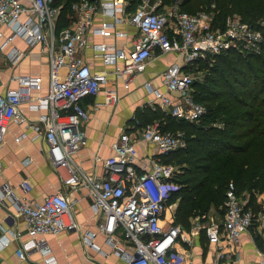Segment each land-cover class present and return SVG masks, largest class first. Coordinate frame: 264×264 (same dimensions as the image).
I'll return each instance as SVG.
<instances>
[{"label":"built area","instance_id":"obj_1","mask_svg":"<svg viewBox=\"0 0 264 264\" xmlns=\"http://www.w3.org/2000/svg\"><path fill=\"white\" fill-rule=\"evenodd\" d=\"M185 1L166 4L164 0H140L130 11L129 0H76L70 5L72 20L59 30L62 6L55 0H0V55L17 66L33 47L39 46L48 63L45 95L34 101L33 92L41 90L43 77L30 74L14 77L17 87L0 94V144L11 121L29 124L38 132L42 124L50 159L61 182L69 190L86 189L91 208L98 216L96 229L82 234L83 244L93 245L102 233L114 253L127 264H184V256L175 250L182 236L180 226L173 221L167 228L161 224L167 200L179 186L176 178L180 168L163 163L156 156L146 162L141 160L137 144L141 140L154 143L161 155L168 154L186 146V132L163 130L159 121L136 135L124 130L112 144L114 153L97 158L104 167V174L97 176L76 162L78 151L86 144L80 126L90 116L82 101L100 91L109 73L121 78L129 88L157 54L173 53L174 62L160 73L166 91L156 92L155 96L165 114L197 123L206 113L205 105L192 94L193 84L199 80L194 70L201 72L199 63L227 51L260 54L264 46V18L257 22L259 26L236 13L221 20L216 0L194 13L182 9ZM120 26H132L137 34ZM91 36L113 41H91ZM123 39L126 40L119 45L117 41ZM88 50L94 51L104 65H117L119 61L123 65L115 66L111 72L93 71L86 60ZM145 86L151 90L149 82ZM120 98L116 90H106L104 104H116ZM25 102L32 109L44 111L37 124H30L20 112V105ZM149 105L153 107L154 100ZM214 125L223 128L225 122ZM23 136L25 133L16 140ZM20 186L24 192L32 188L29 179ZM70 194L57 191L45 195L42 202H34L19 198L9 183H0V202L10 199L15 203L30 237L20 243L19 258L26 260L30 253L38 252L44 264L56 263L45 236L79 229L73 211L75 200ZM249 197L239 194L235 183L229 181L222 221L203 224L209 242L217 247L218 261L234 252L232 248L241 242L245 232L255 231L261 237L257 253L260 264H264V197L256 196L257 208L249 204ZM196 219L201 221L200 216ZM20 237V232L2 235L0 250Z\"/></svg>","mask_w":264,"mask_h":264},{"label":"crops","instance_id":"obj_2","mask_svg":"<svg viewBox=\"0 0 264 264\" xmlns=\"http://www.w3.org/2000/svg\"><path fill=\"white\" fill-rule=\"evenodd\" d=\"M99 20V17L96 18L97 23ZM119 28H126L131 34H137V30L132 26H120ZM90 39L91 41H113L112 38L106 39L102 36H91ZM125 40H118L117 43L121 45ZM18 44L25 48L23 43L18 42ZM85 55L93 71L111 72L115 66L123 65L122 61H119L117 65H104L99 57L94 56L92 50L85 52ZM175 58L173 53L157 54L154 59L148 62L145 71L134 78L129 88L124 86L121 78L109 73L107 82L100 91L95 96L87 97L82 101L90 116L80 126L84 131L86 144L78 151L76 162L84 170L102 176L104 167L101 162L97 161V158H106L114 153L112 144L124 130L135 135L141 131L140 128H137V113L142 112L147 106L152 107L149 105L151 100H154L155 105H159L155 93L166 91L160 73ZM23 74L43 77L41 90L33 92L34 101L37 97L48 93L47 57L40 51L39 46L33 47L32 52L17 66L10 65L5 56L0 55V94L4 95L8 90L15 89L17 82L13 78ZM147 82H149L151 90L145 86ZM110 89L116 90L121 98L116 104L105 105V92ZM20 112L26 120L30 121V124H37L39 115L44 111L32 109L30 104L25 102L20 105ZM40 126L41 129L38 132L29 124L20 121L9 123L5 140L0 144V183H9L19 198L34 202H42L45 195L57 191L71 192L70 197L75 200L73 211L79 223V229L45 236L52 254L55 256V264H127L122 257L114 253L107 243L106 236L102 233L97 235L93 245L83 244L82 234L96 229L98 216L91 208V201L87 196L86 189L69 190L61 182L59 173L50 159L48 143L43 136L44 127L42 124ZM22 133H25L26 136L16 140V137ZM137 149L139 158L145 162L151 156L159 157L161 155L156 144L144 140L138 142ZM24 179H29L32 184V188L28 192H24L20 186ZM176 208L177 204L167 206L161 219L164 228L170 226ZM223 215L224 212L220 214V219L215 221H222ZM206 219L201 218L199 221L196 217L191 218L189 230L178 224L182 230V236L178 238L175 250L184 256V264H260L257 248L261 244V237L252 230V234L245 232L242 235L240 246H234L232 254H226L222 260L218 261L217 247L209 242L205 229H203V224L209 220ZM12 232H20L21 237L17 240H10L9 244L0 250V264H44L43 258L38 252L30 253L26 260L17 255L20 243L30 237L15 203L10 199H5L0 202V237L5 234L11 236Z\"/></svg>","mask_w":264,"mask_h":264},{"label":"trees","instance_id":"obj_3","mask_svg":"<svg viewBox=\"0 0 264 264\" xmlns=\"http://www.w3.org/2000/svg\"><path fill=\"white\" fill-rule=\"evenodd\" d=\"M74 1L55 0L62 6L59 30L72 20L70 5ZM129 1L130 11L140 2ZM192 1L186 0L182 9L194 13ZM216 1L221 18L240 13L256 26L264 18V0ZM164 2L169 4L172 0ZM198 66L208 72L204 82H195L192 87L194 99L206 107L199 122L177 120L159 105H146L137 113V128L141 130L159 121L163 130L186 132L184 148L156 157L182 167L176 178L179 186L171 192L167 205L179 199L173 223L187 230L191 228V218L200 216L204 220L212 208L223 206L231 180L239 194L250 196L249 204L256 208V196L264 197V46L260 54L227 51ZM219 121L225 122L223 128L215 127Z\"/></svg>","mask_w":264,"mask_h":264},{"label":"rangeland","instance_id":"obj_4","mask_svg":"<svg viewBox=\"0 0 264 264\" xmlns=\"http://www.w3.org/2000/svg\"><path fill=\"white\" fill-rule=\"evenodd\" d=\"M208 0L205 1V0H193L192 3H191V8L193 9V11H198L201 7H205L207 4H208ZM196 8V9H195ZM195 9V10H194ZM219 9V12L222 13V11L220 10V8L218 7ZM232 14V13H231ZM238 14L241 18H243L244 16L241 15L240 13H236ZM221 18V17H220ZM224 19V18H221V20ZM174 62V61H173ZM201 68V69H200ZM199 71H201L200 73L198 72L197 69L194 70V74L195 76H197L199 78V80H195L196 83H202L204 82L205 80V77L207 76V69L204 68V67H199ZM156 106V105H155ZM196 123V122H195ZM175 167H178V168H182L181 166L177 165V164H174L172 163ZM178 203H179V199H175L173 200V203L172 204H177L178 206ZM168 211V210H167ZM224 212V209H223V206L221 205L218 209L215 210V208H212V210L207 214V219L209 223L211 222H215V220H218L220 219V214H222ZM168 215H170V213H168ZM202 218V217H201ZM206 219V220H207ZM256 240V239H255ZM237 246H240V243L237 245Z\"/></svg>","mask_w":264,"mask_h":264}]
</instances>
